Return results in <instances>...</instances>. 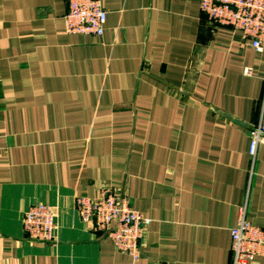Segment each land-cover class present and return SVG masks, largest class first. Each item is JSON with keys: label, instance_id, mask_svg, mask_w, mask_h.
<instances>
[{"label": "crops", "instance_id": "obj_1", "mask_svg": "<svg viewBox=\"0 0 264 264\" xmlns=\"http://www.w3.org/2000/svg\"><path fill=\"white\" fill-rule=\"evenodd\" d=\"M101 2L96 37L67 34L69 0H0V264H231L249 186L264 228V51L200 0ZM107 189L146 220L139 261L79 217ZM40 204L51 242L23 228Z\"/></svg>", "mask_w": 264, "mask_h": 264}, {"label": "built area", "instance_id": "obj_2", "mask_svg": "<svg viewBox=\"0 0 264 264\" xmlns=\"http://www.w3.org/2000/svg\"><path fill=\"white\" fill-rule=\"evenodd\" d=\"M200 9L214 24L241 32L245 42L257 51H264V0H200ZM106 21L107 12L101 0H69L64 18L67 34L102 37ZM244 73L252 75L249 68ZM260 111L259 122L250 130L251 178L255 175L258 150L264 147V90ZM249 198L250 186L231 231V264H251L264 258V228L248 219ZM76 209L82 222L93 225L96 232L106 233L119 252L134 261L140 260L146 220L133 209L128 198L107 189L97 199L78 196ZM56 227L54 209L43 204L32 206L23 221L25 233L36 242H51Z\"/></svg>", "mask_w": 264, "mask_h": 264}]
</instances>
